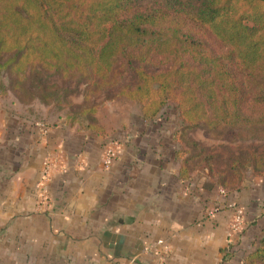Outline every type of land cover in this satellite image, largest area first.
Masks as SVG:
<instances>
[{
	"label": "crops",
	"instance_id": "crops-1",
	"mask_svg": "<svg viewBox=\"0 0 264 264\" xmlns=\"http://www.w3.org/2000/svg\"><path fill=\"white\" fill-rule=\"evenodd\" d=\"M99 102L102 131L72 124L68 105L35 116L29 104L0 98V264H243L264 235V178L246 177L226 196L205 166L182 181L178 131L166 115L145 119L126 99ZM108 140L118 148L105 169ZM45 159L55 166L41 184ZM231 201L245 223L228 240ZM159 240L164 252L149 250Z\"/></svg>",
	"mask_w": 264,
	"mask_h": 264
},
{
	"label": "trees",
	"instance_id": "trees-1",
	"mask_svg": "<svg viewBox=\"0 0 264 264\" xmlns=\"http://www.w3.org/2000/svg\"><path fill=\"white\" fill-rule=\"evenodd\" d=\"M142 1L0 0V70L10 92L24 104L63 98L72 124L97 131L100 100L136 102L145 119L172 105L182 181L201 166L228 191L248 170L264 177V152L247 148L220 169L189 135L200 128L214 139H264V0ZM41 73L82 84V102ZM243 264H264V235Z\"/></svg>",
	"mask_w": 264,
	"mask_h": 264
},
{
	"label": "rangeland",
	"instance_id": "rangeland-1",
	"mask_svg": "<svg viewBox=\"0 0 264 264\" xmlns=\"http://www.w3.org/2000/svg\"><path fill=\"white\" fill-rule=\"evenodd\" d=\"M144 5H152L154 4L151 0H143L141 2ZM39 80L45 81L49 84L54 83L64 91L69 92L68 99H76L79 98L83 89V85L76 83L74 81H62L56 76L50 74L41 73ZM35 78L33 75L27 74V86L29 85L30 90H34ZM0 98L3 99L4 102H9L14 99V95L10 92L8 80L6 78V74L4 71L0 70ZM66 100V99H65ZM130 105L135 104V108L139 106L136 102L129 103ZM67 103L63 98H59L56 102L50 105L41 104L37 99L31 100L29 102V110L32 115L39 116L40 112L44 111H57L60 112L62 109L66 107ZM167 117L168 126L176 131L179 130L181 126V120L178 117L174 107L172 105L163 109V113ZM190 137L199 141L207 150L214 154V165L220 169H226L227 164L231 161L234 156L240 154V152L244 151L247 148L253 147L256 148L260 152H264V139H240L229 141L226 139H214L205 135L204 131L200 128L194 129L189 132ZM254 175H258L250 170L246 172V177L252 178ZM260 176V175H259ZM262 177V176H260ZM264 178V177H263ZM245 223V222H244Z\"/></svg>",
	"mask_w": 264,
	"mask_h": 264
},
{
	"label": "built area",
	"instance_id": "built-area-1",
	"mask_svg": "<svg viewBox=\"0 0 264 264\" xmlns=\"http://www.w3.org/2000/svg\"><path fill=\"white\" fill-rule=\"evenodd\" d=\"M40 129L42 130V133L44 135L48 132V126L46 124L40 123L39 124ZM117 148H118V142L116 140H108L104 143L103 149H102V165L105 169H108L113 164L116 156H117ZM55 166V161L51 159H45L43 162V167L40 174V180L41 184L47 182L50 179L52 170ZM217 191L222 196H226L228 190L223 187H217ZM39 199H40V206L46 208L48 196L45 190L39 191ZM227 207L231 209V217L228 223V240L239 234L243 228L244 225V210L243 208L238 205L237 203L231 201L227 202ZM217 208L214 206L211 209H209L208 213L209 215L214 214L216 212ZM149 250H152L154 252H164L165 245L162 241H157L155 245L152 246Z\"/></svg>",
	"mask_w": 264,
	"mask_h": 264
}]
</instances>
